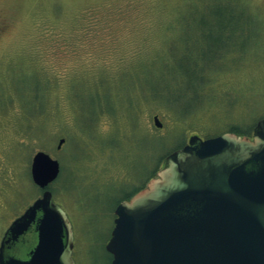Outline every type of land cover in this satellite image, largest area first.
<instances>
[{"label": "rangeland", "instance_id": "rangeland-1", "mask_svg": "<svg viewBox=\"0 0 264 264\" xmlns=\"http://www.w3.org/2000/svg\"><path fill=\"white\" fill-rule=\"evenodd\" d=\"M182 1L0 0V240L41 195L30 164L43 151L60 164L50 188L72 223L75 263L110 264L105 245L115 200L131 190L132 166L142 180L161 167L180 136L186 143L191 135H217L222 124L247 125L264 116V0H186L202 8L218 3L212 12L222 15L210 21L213 36L228 15L240 17L237 26L241 15L251 16L255 24L244 33L259 49L213 70L211 100L195 104L184 121L164 102L140 99L160 86L158 58L180 34ZM38 77L48 84L41 116L26 119L23 90ZM226 96L239 103L223 114Z\"/></svg>", "mask_w": 264, "mask_h": 264}, {"label": "water", "instance_id": "water-1", "mask_svg": "<svg viewBox=\"0 0 264 264\" xmlns=\"http://www.w3.org/2000/svg\"><path fill=\"white\" fill-rule=\"evenodd\" d=\"M30 165L43 191L5 231L0 264H75L72 224L47 188L59 162L39 151ZM114 214L105 245L110 264H264V118L251 138L190 136ZM32 231L24 257L7 253Z\"/></svg>", "mask_w": 264, "mask_h": 264}, {"label": "trees", "instance_id": "trees-1", "mask_svg": "<svg viewBox=\"0 0 264 264\" xmlns=\"http://www.w3.org/2000/svg\"><path fill=\"white\" fill-rule=\"evenodd\" d=\"M182 4L186 7V10L181 14L180 18H178V22L180 23V34L166 45L165 51L163 52L164 57L158 58L160 61L158 62L157 71L159 73L158 79L160 80V86L155 89L146 90L147 96L140 97L141 100L147 98L148 101L153 98L154 100L164 102L169 107H173L180 121H184L188 117L187 115L190 114L189 112L192 111L195 104H204L206 107V97L211 100L208 93L211 92L209 85L213 78L211 75L213 70L224 69L229 64H237L239 61L238 58L241 55L245 56L247 52L259 49L255 37L245 35L244 33L245 30H250L254 23L251 16L244 11L246 16L243 17V15H241L244 19L241 26H237V23H235L240 17L232 13L228 15L225 25L222 24V26L216 27L218 29L217 32L220 34L213 36L214 28L211 26L210 21L214 17L217 18L216 20H221L222 15V13L218 14V12H212L218 8V3H215L216 7H213V4L208 5V3H206L203 8L195 4L194 1L183 0ZM229 5L236 7L233 3H229ZM199 7L202 10H199ZM244 25L245 28L243 30ZM240 32L242 36L240 35L239 37ZM226 33H228V35ZM32 80L33 86L30 88L25 87V90H23V92L28 95L25 97V100H27L24 110L26 119L41 116L42 104L40 102L44 93V88L48 85H46V79L42 77L33 78ZM252 82L259 81L253 79ZM132 90L133 89H131V92ZM236 100L237 98H231L229 96L225 98L222 97L220 100L221 110L218 112L223 114L229 113L231 109L239 103ZM248 100L246 107L250 108L252 104L250 99ZM241 104L243 103L239 105ZM102 105L103 102L99 100L97 108H101ZM132 110L134 111V104L131 102V111ZM213 113L216 114L217 112ZM256 120L252 123L249 122L247 125L232 123L231 125L224 126L222 124L219 132L230 131L238 135L250 136ZM81 122L85 123L82 120ZM28 127H30V123L27 124V128ZM180 138V141L172 147V150L184 146L185 137L182 135ZM160 157L162 156H159V161L161 160ZM132 165L133 163L131 166ZM131 170H133L131 190L122 192V194L116 198L115 205L122 200H128L137 191L142 189L147 181L154 177L157 172L154 168L145 175L144 179L140 180L141 172H136L133 166ZM49 189L52 192L50 186Z\"/></svg>", "mask_w": 264, "mask_h": 264}, {"label": "flooded vegetation", "instance_id": "flooded-vegetation-1", "mask_svg": "<svg viewBox=\"0 0 264 264\" xmlns=\"http://www.w3.org/2000/svg\"><path fill=\"white\" fill-rule=\"evenodd\" d=\"M28 233H25L24 236L21 239H19V241L10 242L8 244V249L7 250L9 251V253L11 255L15 256L18 253V251L23 250L24 247H25L26 251L24 252V255H22V257H24L27 254V252L31 248L30 247V243H29V234ZM25 235H27V236H25Z\"/></svg>", "mask_w": 264, "mask_h": 264}]
</instances>
